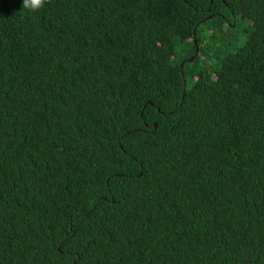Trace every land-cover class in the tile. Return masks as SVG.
<instances>
[{"label":"trees","instance_id":"16d2710c","mask_svg":"<svg viewBox=\"0 0 264 264\" xmlns=\"http://www.w3.org/2000/svg\"><path fill=\"white\" fill-rule=\"evenodd\" d=\"M21 6L0 0V264H264V0Z\"/></svg>","mask_w":264,"mask_h":264},{"label":"clouds","instance_id":"9594fccd","mask_svg":"<svg viewBox=\"0 0 264 264\" xmlns=\"http://www.w3.org/2000/svg\"><path fill=\"white\" fill-rule=\"evenodd\" d=\"M50 3L51 0H22L21 8L30 13H37Z\"/></svg>","mask_w":264,"mask_h":264},{"label":"water","instance_id":"95a60500","mask_svg":"<svg viewBox=\"0 0 264 264\" xmlns=\"http://www.w3.org/2000/svg\"><path fill=\"white\" fill-rule=\"evenodd\" d=\"M194 43H195V51H194V53L192 54V56H190L187 60L188 61H191V60H193L196 56H197V54L199 53V45L197 44V42H196V39H194ZM183 64H184V60L180 63V68L182 69V67H183ZM154 127H156V124L154 123Z\"/></svg>","mask_w":264,"mask_h":264},{"label":"rangeland","instance_id":"374dc122","mask_svg":"<svg viewBox=\"0 0 264 264\" xmlns=\"http://www.w3.org/2000/svg\"><path fill=\"white\" fill-rule=\"evenodd\" d=\"M242 39H243V37L241 36V38H240V40L239 41H237L236 43H234V44H240L241 43V41H242Z\"/></svg>","mask_w":264,"mask_h":264}]
</instances>
